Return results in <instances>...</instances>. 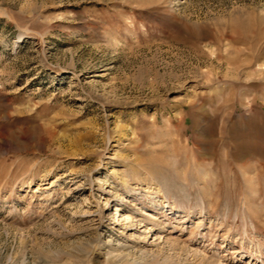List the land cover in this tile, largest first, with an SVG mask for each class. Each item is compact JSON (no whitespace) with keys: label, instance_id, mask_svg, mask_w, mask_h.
Returning <instances> with one entry per match:
<instances>
[{"label":"rangeland","instance_id":"374dc122","mask_svg":"<svg viewBox=\"0 0 264 264\" xmlns=\"http://www.w3.org/2000/svg\"><path fill=\"white\" fill-rule=\"evenodd\" d=\"M0 264H264V0H0Z\"/></svg>","mask_w":264,"mask_h":264}]
</instances>
